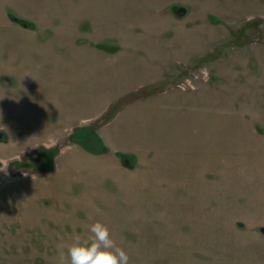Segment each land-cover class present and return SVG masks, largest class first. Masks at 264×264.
Returning a JSON list of instances; mask_svg holds the SVG:
<instances>
[{
	"label": "rangeland",
	"instance_id": "1",
	"mask_svg": "<svg viewBox=\"0 0 264 264\" xmlns=\"http://www.w3.org/2000/svg\"><path fill=\"white\" fill-rule=\"evenodd\" d=\"M0 135V264H264V0H0Z\"/></svg>",
	"mask_w": 264,
	"mask_h": 264
},
{
	"label": "clouds",
	"instance_id": "2",
	"mask_svg": "<svg viewBox=\"0 0 264 264\" xmlns=\"http://www.w3.org/2000/svg\"><path fill=\"white\" fill-rule=\"evenodd\" d=\"M88 231L90 235L76 234L71 243L60 246L58 264H129L128 253L116 244L105 223L97 220Z\"/></svg>",
	"mask_w": 264,
	"mask_h": 264
},
{
	"label": "crops",
	"instance_id": "3",
	"mask_svg": "<svg viewBox=\"0 0 264 264\" xmlns=\"http://www.w3.org/2000/svg\"><path fill=\"white\" fill-rule=\"evenodd\" d=\"M34 29V28H33ZM100 46H107V45H103V44H97V43H92V44H90L89 45V47H88V50H89V52H91V49L93 48V52H104L103 54H108L109 56H117L118 55V52H120L119 50H120V47H118V46H116V49H114V50H111V51H107V49H103V48H101ZM114 60H116L115 62H117V60L118 59H115V58H113ZM11 80V79H10ZM12 82V81H11ZM11 83L9 82V84L7 85V87H9V86H11L10 85ZM151 85V84H150ZM145 86H149V85H145ZM144 87V86H143ZM130 93H134V91H132V92H130ZM147 93H149V92H147ZM130 95V94H129ZM125 98V97H124ZM118 103H116L115 105H117ZM128 105H130V103H128ZM106 125V124H105Z\"/></svg>",
	"mask_w": 264,
	"mask_h": 264
},
{
	"label": "water",
	"instance_id": "4",
	"mask_svg": "<svg viewBox=\"0 0 264 264\" xmlns=\"http://www.w3.org/2000/svg\"><path fill=\"white\" fill-rule=\"evenodd\" d=\"M184 13H185V10L182 9V8H179V9L176 11V16H177V17H181V16L184 15ZM4 84L6 85V82H5ZM1 137H2V136L0 135V138H1ZM123 165H124L125 167H128V161L125 160L124 163H123ZM259 232H260L262 235H264V227H260V228H259Z\"/></svg>",
	"mask_w": 264,
	"mask_h": 264
},
{
	"label": "trees",
	"instance_id": "5",
	"mask_svg": "<svg viewBox=\"0 0 264 264\" xmlns=\"http://www.w3.org/2000/svg\"><path fill=\"white\" fill-rule=\"evenodd\" d=\"M17 22L21 23V25L25 24V23L22 22V21H17ZM25 26H26V25H25ZM27 27H28V26H27ZM100 47L103 48V49H107V51H110V49H108L107 46H100ZM114 107H115V111L118 110V104L115 105Z\"/></svg>",
	"mask_w": 264,
	"mask_h": 264
},
{
	"label": "flooded vegetation",
	"instance_id": "6",
	"mask_svg": "<svg viewBox=\"0 0 264 264\" xmlns=\"http://www.w3.org/2000/svg\"><path fill=\"white\" fill-rule=\"evenodd\" d=\"M3 137V136H2ZM2 137L0 138V140L2 139Z\"/></svg>",
	"mask_w": 264,
	"mask_h": 264
}]
</instances>
